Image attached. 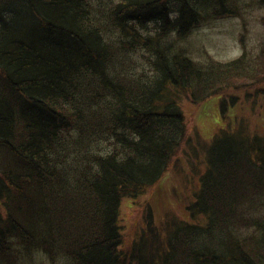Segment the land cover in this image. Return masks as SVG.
I'll use <instances>...</instances> for the list:
<instances>
[{
    "label": "trees",
    "instance_id": "1",
    "mask_svg": "<svg viewBox=\"0 0 264 264\" xmlns=\"http://www.w3.org/2000/svg\"><path fill=\"white\" fill-rule=\"evenodd\" d=\"M248 1L0 0V264H264V130L251 110L230 120L264 90L247 86L264 84V39L253 53L242 31L228 60L184 45ZM213 95L226 124L191 219L149 221L127 242L124 199L187 141L182 99Z\"/></svg>",
    "mask_w": 264,
    "mask_h": 264
},
{
    "label": "rangeland",
    "instance_id": "2",
    "mask_svg": "<svg viewBox=\"0 0 264 264\" xmlns=\"http://www.w3.org/2000/svg\"><path fill=\"white\" fill-rule=\"evenodd\" d=\"M248 3L249 6L242 8L245 12L240 16L220 17L207 25L197 27L184 42L188 52L202 60L207 57L206 54L219 60L238 57L244 48L243 42L240 41L243 31L246 35L244 39L246 46L251 52L256 53L264 39V7L259 8L253 0H249ZM249 85L253 90L264 86L262 82L248 83L247 86ZM243 88L240 89L243 91L240 93L244 96L248 92ZM250 97V101L242 103L244 109H234L233 116L238 113V119L243 116L244 110L246 113L251 110V118L255 120L256 115L259 116L258 120H252V126L263 131L264 122L261 119H264V90L255 92ZM220 100V95H213L199 103L182 99L181 106L188 121L187 141L183 142L171 160L169 168L156 184L136 199H124L121 212L127 242H130L137 231L138 233L142 231V227L149 221L153 220L163 225L165 219L173 215L191 219L187 205L194 201V196L200 188L201 174L207 169L206 149L212 144L217 130L226 124L224 120L222 121ZM251 104L253 109L250 107ZM234 118L235 116L230 120L234 122ZM257 121L260 125L256 123ZM147 207L154 211L152 216Z\"/></svg>",
    "mask_w": 264,
    "mask_h": 264
}]
</instances>
